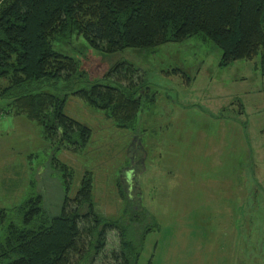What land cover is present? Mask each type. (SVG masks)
Here are the masks:
<instances>
[{
    "label": "rangeland",
    "instance_id": "obj_1",
    "mask_svg": "<svg viewBox=\"0 0 264 264\" xmlns=\"http://www.w3.org/2000/svg\"><path fill=\"white\" fill-rule=\"evenodd\" d=\"M54 48L76 58L80 78L47 81L44 90L88 87L125 60L145 71L156 101L144 105L134 129H124L70 95L65 112L93 130L90 145L73 153L53 146L35 122L4 111L7 100H0V208L16 221L21 203L42 193L48 212H58V157L75 171L72 195L92 172L97 210L126 227L140 264H264L260 57L221 65L222 49L202 34L105 53L75 33Z\"/></svg>",
    "mask_w": 264,
    "mask_h": 264
},
{
    "label": "trees",
    "instance_id": "obj_2",
    "mask_svg": "<svg viewBox=\"0 0 264 264\" xmlns=\"http://www.w3.org/2000/svg\"><path fill=\"white\" fill-rule=\"evenodd\" d=\"M75 33L105 53L202 34L222 49L221 65L259 56L264 75V0H0L4 111L35 122L53 146L73 153L90 145L93 130L65 112L70 95L124 129H134L144 105L156 101L145 71L125 60L88 87L64 95L44 90L47 81L80 78L76 58L54 48ZM132 148H141L139 138ZM52 167L63 186L59 211L48 212L42 193L21 203L16 221L0 208V264H140L126 227L97 210L92 172L72 195L73 168L58 157Z\"/></svg>",
    "mask_w": 264,
    "mask_h": 264
}]
</instances>
